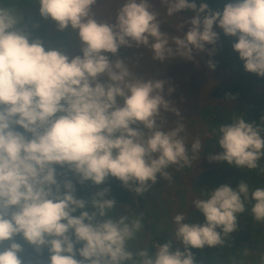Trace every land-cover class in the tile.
<instances>
[{
	"label": "clouds",
	"instance_id": "9594fccd",
	"mask_svg": "<svg viewBox=\"0 0 264 264\" xmlns=\"http://www.w3.org/2000/svg\"><path fill=\"white\" fill-rule=\"evenodd\" d=\"M18 2L0 0V246L7 245L0 264H24L17 237L37 252L47 248L49 264H196L190 249L223 247L247 205L264 223V187L250 189L244 180L236 189L206 187L192 201L203 224L184 223L185 213L173 217L172 237L183 251L173 252L171 240L156 243L154 252L133 250L144 213L116 211L117 201L106 198L109 188L90 201L77 198L72 180L59 181L56 168L66 166L80 183L97 186L114 177L140 196L158 174L171 183L168 169L191 168L204 145L197 137L189 147L184 117L166 98L175 89L166 94L167 81L145 80L107 53L143 46L153 61L193 60L194 52L216 45L218 26L237 38L232 47L244 70L264 78V0H231L223 11L205 0H160L169 17L195 13L177 26V35L161 31L160 12L150 0H122L114 23L96 18L97 0H33L44 19L55 21L59 31L71 26L79 37L82 55L72 58L31 38ZM208 67L216 64L210 60ZM168 113L177 117L171 128ZM213 134L223 151L210 161L264 172V118L256 123L233 116Z\"/></svg>",
	"mask_w": 264,
	"mask_h": 264
},
{
	"label": "rangeland",
	"instance_id": "374dc122",
	"mask_svg": "<svg viewBox=\"0 0 264 264\" xmlns=\"http://www.w3.org/2000/svg\"><path fill=\"white\" fill-rule=\"evenodd\" d=\"M153 6L160 12L161 31L177 35V26L184 20L192 18L195 14L191 13H178L169 17L166 12V7L160 4V0H150ZM122 0H97V4L93 6V10L98 20H107L112 17L114 23V17L117 10L121 6ZM18 9L21 13H27L32 18V23H36V27L39 32L48 34L47 39H50L51 32L57 28V24L51 18L44 19L39 12V4L30 2V0H19ZM190 25H185L183 32H187ZM71 28V26H69ZM72 29V28H71ZM214 30L222 34V29L218 26H214ZM74 32V31H73ZM225 35V34H224ZM75 42H69L70 46L65 47L66 54L72 58L77 55H82V44L79 37L75 34L71 35ZM225 39L230 40V36H224ZM220 38L218 43H221ZM216 45H206L207 51L195 53L193 60H186L182 57L176 56L168 59L165 62L153 61L151 58V52L140 47H121L118 56H113L111 53H107L111 60L117 58L124 59L125 63L129 67H132L136 74L147 80L149 78H156L167 81L165 86V93L167 94V88L173 87L175 91L171 96L166 98L171 100L176 107L179 108L181 115L184 117L183 123L186 125L187 143L190 147L191 143L197 138H201L204 145L200 159L193 161L191 168H184L177 170L175 167L168 169L171 173L173 180L169 183L163 177L158 174V180L152 189L144 194V199L147 203L146 208L140 207V196L134 191L132 192V202L127 203V209L129 213L140 209L145 215L144 230L138 234L137 241L131 245L133 250L147 247L150 249L151 244L159 242L155 241L154 228L152 227L151 218H158L162 222V235L172 241V251L177 249L183 251L182 242L176 241L172 237V231L175 227L173 224V217L178 213H185L187 215L184 223H194L192 220V210L194 205L192 201L195 198H202V190L196 186L195 181L198 173L202 170L209 169L220 161H210L209 157L218 155L220 152L214 150L212 140L214 137L213 131L209 128L208 122L202 119L200 116V110L206 105L213 107L214 105H220L223 107H233L241 99L237 96L235 99H218L212 96L211 89L213 86L230 82L241 75L244 70H235L229 66H225L222 69L210 70L206 65V58L210 55ZM58 45L54 44L53 47L57 48ZM52 47V48H53ZM173 47H175L173 45ZM250 101V102H249ZM240 103H245L250 107H254L257 104L264 105V82L257 84L252 90H249L245 100ZM167 125L166 128L174 127V121L177 117L172 114H166ZM199 119V120H198ZM151 183V182H150ZM236 188V187H235ZM112 195L110 196V198ZM136 208V209H135ZM124 210V204L120 211L121 214L127 215ZM138 214V213H137ZM244 221H248L250 225L262 226L263 232H255L252 239L249 240V244L246 247V254L248 260L253 263L261 264V258L264 256V223L257 222L253 219L252 215L248 214L244 216ZM155 220V219H154ZM240 223L237 222V225ZM251 238V237H250ZM7 245L0 246V250H3Z\"/></svg>",
	"mask_w": 264,
	"mask_h": 264
},
{
	"label": "trees",
	"instance_id": "16d2710c",
	"mask_svg": "<svg viewBox=\"0 0 264 264\" xmlns=\"http://www.w3.org/2000/svg\"><path fill=\"white\" fill-rule=\"evenodd\" d=\"M33 2V0H30ZM199 3V0H197ZM209 4L210 8L213 10L223 11L225 5L231 0H205ZM18 7V5H17ZM183 13L195 14L191 11H186ZM27 24L28 31L31 33L32 39H41L44 42L46 50L52 48L54 44L58 45L57 49H65L66 46H70L69 42H75L72 38L74 34L71 28L64 31H59L55 29L51 32L50 39H47L48 34L40 33L36 27V23H32L33 18L27 14L22 13ZM224 33L220 35L222 38L221 43H218L211 55L206 58V65L208 66V61H212L216 64L215 69H222L225 66L234 68L235 70L243 69L244 62L239 58V54L233 50V43L237 42V38L230 37L231 39L227 41L224 37ZM209 68V67H208ZM264 78L259 77L254 73H249L244 70V72L239 75L233 81L219 83L212 87L211 94L213 97L218 99H235L239 96L241 99L233 107H223L220 105H206L200 110V116L208 122L209 128L213 131L214 128L218 127L223 123H230L233 116H243L246 121H255L260 123L261 119L264 118V105L257 104L253 108L245 103H240L245 100L249 90H252L254 86L259 83H263ZM250 102V101H249ZM199 120V119H198ZM212 145L214 150L217 152H222L223 149L219 146L216 137L214 135L212 140ZM261 167L264 168V159L260 161ZM58 173V180L63 182L65 179H70L75 185L77 198H82L90 201L93 195L103 190L104 188H109L110 193L106 198H114L116 203V211H120L124 204L125 213L128 215L129 209H127V203L132 202V192L123 186V183L114 177H109L103 185H94L91 181L84 183L79 182V178L72 172H70L67 167L61 168L59 165L56 166ZM244 180L249 183L250 189H255L256 187H264V172L259 169L247 170L236 167L235 165L228 164L227 161L219 162V164L202 170L198 173L196 177L195 184L202 191L206 189H216L221 185H229L233 189H236L239 183ZM236 187V188H235ZM112 197L110 198V196ZM140 196V195H139ZM140 207L146 208L148 205L144 199V195L140 196ZM248 210L242 214L238 215L237 222L240 224L237 230L234 231L226 240L223 247H209L205 246L204 249H190L196 260V264H251L247 258L246 247L249 244V240L255 235V232H263L262 226L260 225H250L248 221H244V216L250 214V205H247ZM136 209V208H135ZM137 213H141L140 209H136ZM145 215V214H144ZM192 218L194 223L203 224L205 222V217L202 213L192 210ZM155 219V220H154ZM151 218L152 227L154 228L155 241L160 244L167 243L169 240L162 233V222L158 218ZM221 231L220 229H217ZM251 237V238H250ZM17 241L24 245V252L21 254L24 264H49V252L47 248L42 249L37 252L31 245L27 244L23 239L17 237ZM137 241V240H135ZM135 241L130 244L133 245ZM150 249L154 252V244H151ZM2 251V250H0ZM264 253V251H263ZM77 259H82L77 254ZM258 264V263H253ZM261 264H264V256L261 258Z\"/></svg>",
	"mask_w": 264,
	"mask_h": 264
}]
</instances>
